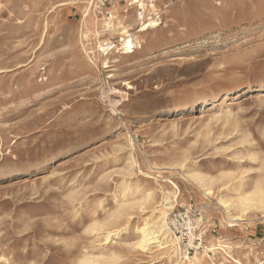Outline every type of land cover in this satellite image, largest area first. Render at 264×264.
Returning <instances> with one entry per match:
<instances>
[{
  "label": "rangeland",
  "instance_id": "obj_1",
  "mask_svg": "<svg viewBox=\"0 0 264 264\" xmlns=\"http://www.w3.org/2000/svg\"><path fill=\"white\" fill-rule=\"evenodd\" d=\"M173 183L193 225L137 248ZM259 185L264 0H0V264H261L264 213L217 204Z\"/></svg>",
  "mask_w": 264,
  "mask_h": 264
},
{
  "label": "bare ground",
  "instance_id": "obj_2",
  "mask_svg": "<svg viewBox=\"0 0 264 264\" xmlns=\"http://www.w3.org/2000/svg\"><path fill=\"white\" fill-rule=\"evenodd\" d=\"M85 11H87V10H85ZM97 17L95 15L90 14L89 11L84 12L83 24L86 26L88 31H90L92 27H95L96 24H99V19ZM120 24H124V23H122L121 20H119L118 25H120ZM112 29H115V31H116L117 26H116V28L114 27ZM98 33L99 32H97V36H99ZM124 41H129V37H124ZM130 45H131V43H125L123 45V47L125 48V51L122 53V55L130 53V51L128 50L129 49L128 46H130ZM83 48H85V47H83ZM101 48L103 51L102 53L104 55V56L101 55V56H103L102 58L100 57L102 59L101 62H102V64H104L105 67H109L110 64H109L108 55L110 53H107L105 51V48H103V47H101ZM107 49H109V48H107ZM122 55H120V58L122 57ZM88 57H89L90 61L95 64L93 57H91L90 55H88ZM117 60H119V59H117ZM117 60H115V61H117ZM186 177H188V178L193 177L195 180H200V181L203 179L202 177H200L198 175H193V174L192 175L187 174ZM173 186H174L175 190L169 191V193H165L162 202L158 205V207H160V210H159V214L156 216V219L153 220L152 222H150V221L145 222L144 226L138 228V231L140 232V237L138 238V242H136V244H135V246L137 248L139 247L142 250L148 251L151 249L152 245L156 244V246L159 247V250L160 249L161 250L166 249V248L170 247L171 245L173 246L172 248H174V250L177 249V247H175V239L172 236V232H174V229H173L172 225L169 223L170 214L177 208L178 204L179 205L182 204L185 207L188 205V203H186L183 200V197H181V192L178 191L179 190L178 186L175 183H173ZM202 187H203V190H204V193L206 196L209 197L210 195L213 194V190H211V184L205 182V184L204 183L202 184ZM152 198H153V193L149 192L147 194V199H152ZM217 200H218L217 204H219L225 208L226 215H227L226 222H228L231 226H234V224L237 223L236 222L237 219L235 217V214L233 215V212H232L233 208H236V209L238 208V209H241L242 211L246 212L250 209L251 206H255L257 210L264 213V188L260 185L256 187V190L254 192H250L249 194L240 195L238 200L232 201V200L225 198V197H220ZM242 216L243 215H240L239 218H242ZM187 219H189L188 223L186 221ZM197 220L201 221L202 218H198ZM184 221L185 222L181 223L182 227H188L189 226L188 224H190V226L193 225V223L191 222V217H189V214H188V218H186ZM172 223L177 224L175 219L172 220ZM110 234H111V232H108L107 238L110 237ZM191 235H193V234L191 233ZM210 243L211 244L209 246H207L205 249L206 252H207V250L215 252V251L221 249L224 252H226V254L230 255V250L232 248L227 242L226 243L222 242L218 238V239H216V241H214L212 239V241ZM184 257L186 258V259H182L184 264H197V262L200 260V258L197 254H195V256H193V259H191L188 255L184 256ZM235 261L237 263H241L240 260H238V259H236ZM261 264H264V262H261Z\"/></svg>",
  "mask_w": 264,
  "mask_h": 264
},
{
  "label": "built area",
  "instance_id": "obj_3",
  "mask_svg": "<svg viewBox=\"0 0 264 264\" xmlns=\"http://www.w3.org/2000/svg\"><path fill=\"white\" fill-rule=\"evenodd\" d=\"M186 218H188V213H186V214H184V213L176 214L175 217H174V219H175V221H176L177 224H173V227H175L177 230H179V228L182 227L181 226V223H182L181 219H183V221H184ZM187 228L189 229V227H187ZM185 229H186V227H185Z\"/></svg>",
  "mask_w": 264,
  "mask_h": 264
}]
</instances>
